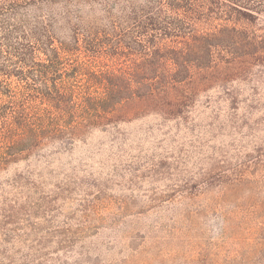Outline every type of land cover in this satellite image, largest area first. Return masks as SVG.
<instances>
[{
    "label": "trees",
    "instance_id": "1",
    "mask_svg": "<svg viewBox=\"0 0 264 264\" xmlns=\"http://www.w3.org/2000/svg\"><path fill=\"white\" fill-rule=\"evenodd\" d=\"M151 115L128 173L1 179ZM0 264H264V0H0Z\"/></svg>",
    "mask_w": 264,
    "mask_h": 264
},
{
    "label": "rangeland",
    "instance_id": "2",
    "mask_svg": "<svg viewBox=\"0 0 264 264\" xmlns=\"http://www.w3.org/2000/svg\"><path fill=\"white\" fill-rule=\"evenodd\" d=\"M175 131L177 133L174 138L177 142L181 141L182 138L179 137L182 134L185 139L188 136V131L182 125L177 127L173 122L162 123L159 117L153 115L122 123L107 131L96 130L85 142L76 143L69 151H52L47 156L31 157L10 165L1 173V179H10L16 173L53 176L55 173L50 172L57 169L67 170L70 167H74L79 175L108 177L113 173H128L124 164L130 155L138 149L151 151L155 147L159 150L158 144L169 140ZM59 175L62 176V173ZM209 233L211 236L215 235L214 226ZM217 241L216 236L209 243L208 249L214 247ZM229 249L228 245L224 246L221 255H231Z\"/></svg>",
    "mask_w": 264,
    "mask_h": 264
}]
</instances>
